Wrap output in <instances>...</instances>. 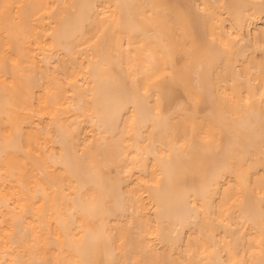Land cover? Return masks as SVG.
<instances>
[{
    "label": "bare ground",
    "instance_id": "obj_1",
    "mask_svg": "<svg viewBox=\"0 0 264 264\" xmlns=\"http://www.w3.org/2000/svg\"><path fill=\"white\" fill-rule=\"evenodd\" d=\"M0 264H264V0H0Z\"/></svg>",
    "mask_w": 264,
    "mask_h": 264
}]
</instances>
